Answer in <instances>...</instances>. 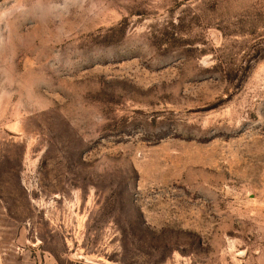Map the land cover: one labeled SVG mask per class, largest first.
<instances>
[{
    "label": "rangeland",
    "instance_id": "1",
    "mask_svg": "<svg viewBox=\"0 0 264 264\" xmlns=\"http://www.w3.org/2000/svg\"><path fill=\"white\" fill-rule=\"evenodd\" d=\"M15 236L64 264H264V0H0Z\"/></svg>",
    "mask_w": 264,
    "mask_h": 264
},
{
    "label": "crops",
    "instance_id": "2",
    "mask_svg": "<svg viewBox=\"0 0 264 264\" xmlns=\"http://www.w3.org/2000/svg\"><path fill=\"white\" fill-rule=\"evenodd\" d=\"M11 239L15 241V244L10 245V248L0 243V264H64L61 258L50 249L38 247L32 250L17 244V236Z\"/></svg>",
    "mask_w": 264,
    "mask_h": 264
},
{
    "label": "water",
    "instance_id": "3",
    "mask_svg": "<svg viewBox=\"0 0 264 264\" xmlns=\"http://www.w3.org/2000/svg\"><path fill=\"white\" fill-rule=\"evenodd\" d=\"M72 258L74 260H78V261L84 262V263L90 262V261H88V259L84 255H77V254H75V255H73ZM93 264H100V263H93Z\"/></svg>",
    "mask_w": 264,
    "mask_h": 264
}]
</instances>
